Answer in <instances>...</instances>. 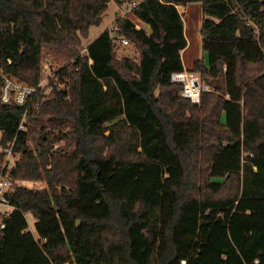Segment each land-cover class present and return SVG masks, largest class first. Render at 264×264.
Instances as JSON below:
<instances>
[{"label":"trees","instance_id":"1","mask_svg":"<svg viewBox=\"0 0 264 264\" xmlns=\"http://www.w3.org/2000/svg\"><path fill=\"white\" fill-rule=\"evenodd\" d=\"M110 1L0 0V71L36 85L61 66L26 132L23 107L0 102L11 175L46 183L7 193L0 264H264V0H200L208 64L188 70L214 90L199 103L170 79L185 69L182 0H139V28L119 13L137 61L108 29L79 53Z\"/></svg>","mask_w":264,"mask_h":264},{"label":"built area","instance_id":"2","mask_svg":"<svg viewBox=\"0 0 264 264\" xmlns=\"http://www.w3.org/2000/svg\"><path fill=\"white\" fill-rule=\"evenodd\" d=\"M138 1L139 0H133L130 4V9L135 6ZM126 12V10H123L120 15L124 16ZM108 30L110 31L111 36L114 37V35L118 33V25L116 22L111 24ZM114 42L116 44H128L126 38L120 37L118 39L114 37ZM60 67L61 66L54 64L50 60H47L45 63V69L48 70L44 72L42 78L36 85L26 84L25 82L0 71V102L3 104L14 103L23 107L21 124L18 129L19 131H27L24 123L28 118L30 110L40 106L47 95L51 92L52 85L50 84V80L53 79L56 71ZM170 79L172 82L182 85L180 91L182 97L188 98L195 103L200 101V95L202 92L214 90L213 86L202 81L198 73L187 69L173 72ZM60 87H62V84H60ZM13 144L14 140L7 144L6 147H0V206L6 207L4 211H0V218L6 216L13 209L9 198L7 197V193L12 190L14 186H21L11 175V169L15 166L16 160L18 159V154L13 150ZM4 227L5 224L0 219V229H3ZM29 230L33 232L31 229Z\"/></svg>","mask_w":264,"mask_h":264},{"label":"rangeland","instance_id":"3","mask_svg":"<svg viewBox=\"0 0 264 264\" xmlns=\"http://www.w3.org/2000/svg\"><path fill=\"white\" fill-rule=\"evenodd\" d=\"M184 4L182 8H180V13L183 18L184 22V32L187 38V46L182 53V61L185 69H190L196 59L203 58L204 62L208 64V54L202 48L201 42V34L200 29L202 26L203 18L205 15L202 11L201 1L200 0H182ZM130 4H122L118 5L113 0L108 3V7L103 13L102 21L99 25L91 26L89 28V33L86 38L81 39V45L79 46L78 50L79 53L83 54L85 52L86 46L102 31L108 29L111 24H113L118 17L119 13L123 10H126L125 16L130 18L136 23V27L139 28L142 24L139 20H137L133 14L131 13ZM115 52L117 57H124L127 56L132 60L138 59L139 56V48L135 43L129 41L128 44L118 43L115 46ZM48 69H44L46 72ZM199 103V102H198ZM36 130L33 129L29 136L32 135L33 138L30 137L29 145L32 149H36L38 146V140L36 138ZM51 138V137H50ZM51 140H54L51 138ZM58 140H54L53 143L57 142ZM62 143V142H61ZM55 145V144H54ZM19 156V155H18ZM17 182L21 186L33 189H42L46 186V183L43 179H16ZM6 207L0 206V211H4ZM26 218L29 223L28 229L33 230V222L34 219L30 214H26Z\"/></svg>","mask_w":264,"mask_h":264},{"label":"crops","instance_id":"4","mask_svg":"<svg viewBox=\"0 0 264 264\" xmlns=\"http://www.w3.org/2000/svg\"><path fill=\"white\" fill-rule=\"evenodd\" d=\"M182 6H183V5H177V8H178L179 12H180V8H182ZM99 34H100V33H99ZM99 34H98V35H99ZM98 35H97V36H98ZM185 36H186V35H185ZM187 44H188V42H187ZM184 50H185V49H184ZM184 50H183V51H184ZM183 51H182V53H183Z\"/></svg>","mask_w":264,"mask_h":264},{"label":"clouds","instance_id":"5","mask_svg":"<svg viewBox=\"0 0 264 264\" xmlns=\"http://www.w3.org/2000/svg\"><path fill=\"white\" fill-rule=\"evenodd\" d=\"M188 70V69H187Z\"/></svg>","mask_w":264,"mask_h":264}]
</instances>
